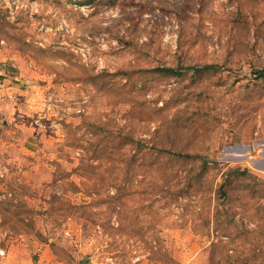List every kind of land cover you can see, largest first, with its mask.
I'll return each mask as SVG.
<instances>
[{
    "label": "rangeland",
    "instance_id": "obj_1",
    "mask_svg": "<svg viewBox=\"0 0 264 264\" xmlns=\"http://www.w3.org/2000/svg\"><path fill=\"white\" fill-rule=\"evenodd\" d=\"M264 0H0V264H264Z\"/></svg>",
    "mask_w": 264,
    "mask_h": 264
},
{
    "label": "trees",
    "instance_id": "obj_2",
    "mask_svg": "<svg viewBox=\"0 0 264 264\" xmlns=\"http://www.w3.org/2000/svg\"><path fill=\"white\" fill-rule=\"evenodd\" d=\"M261 75L264 76V73H262Z\"/></svg>",
    "mask_w": 264,
    "mask_h": 264
}]
</instances>
